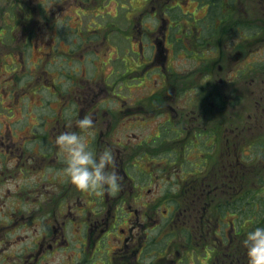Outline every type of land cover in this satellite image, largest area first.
<instances>
[{
    "label": "flooded vegetation",
    "instance_id": "flooded-vegetation-1",
    "mask_svg": "<svg viewBox=\"0 0 264 264\" xmlns=\"http://www.w3.org/2000/svg\"><path fill=\"white\" fill-rule=\"evenodd\" d=\"M173 2L178 8L195 3L192 11L185 8L193 18L161 19L162 34L158 24L138 28V65L123 77L139 83L136 96L147 93L133 105L109 84L103 83L99 93L105 96L98 99L90 84L64 89L58 74L32 68L29 83L16 90L28 102L40 103L31 105L30 119L22 124L18 111L23 99L15 96L7 72L0 74V89H12L9 114L0 120V174L2 167L13 185L5 190L6 198L14 191L22 201L20 206L15 200L19 204L12 203L5 213L0 207L9 227L17 228L1 237L2 263L48 264L59 256L65 264H180L191 254L201 257L200 264H248L242 242L248 231L264 226V217L255 222L248 214L240 221L234 204L245 197L250 206L254 185L253 175L246 176L248 165L239 159V143L249 150L260 146L257 155L264 152L258 145L264 131L248 135L245 130L264 126V0ZM150 3V14L165 4L170 7L168 0ZM216 10L219 15L209 19ZM182 27L184 34L175 35ZM50 54L41 52L36 63ZM178 55L179 62H195L192 69L172 66ZM43 82L50 84L46 90L53 98L29 94ZM229 85L224 99L246 102L242 130L231 125V116L222 119V104L227 103H222L221 90ZM113 113L108 124L105 118ZM85 116L93 120L89 130L78 127ZM147 127L153 134L140 132L142 139L135 143L134 130ZM113 128L121 132L116 144L109 141ZM65 131L84 135L97 152L112 150L115 163L109 170L119 173L122 185L117 194L81 192L66 178L56 144ZM138 148L147 152L137 155ZM141 165L146 166L145 178ZM1 203L7 205L5 197Z\"/></svg>",
    "mask_w": 264,
    "mask_h": 264
},
{
    "label": "rangeland",
    "instance_id": "rangeland-1",
    "mask_svg": "<svg viewBox=\"0 0 264 264\" xmlns=\"http://www.w3.org/2000/svg\"><path fill=\"white\" fill-rule=\"evenodd\" d=\"M168 1H170V6L174 4L173 0ZM195 5L192 2L189 10H192ZM164 6L166 4L157 7L155 13L152 12L150 14V10L153 7L150 0H0V74L6 71L7 73H5L4 77L10 76L9 80H13L15 96L18 99L21 96V91L16 89L22 83H29L27 80L30 72L29 68L36 66L34 63L37 62L36 59L39 53L43 51L50 52L49 49L52 48L53 51H56V54L52 55L50 59L46 58V61L43 58L37 67L44 68L52 76L56 77L58 74L57 79L64 89L68 88L66 85L69 84L85 83L86 87L90 84L97 94L96 97L102 99L105 93L100 94L99 92L102 91L103 83H106L111 85V88H114L115 93L128 99L133 105L136 98L145 97L147 92L142 90L136 96V87L139 86V83L132 80L128 75L123 77V74L125 71L129 72L136 69L138 65L136 60L139 56L134 53V51H138V28L143 29L144 26L154 28V24H158L157 31L162 34L164 28L160 20L178 18V9L169 12L164 9ZM185 8L187 7H184V11ZM148 12L149 15L147 14ZM171 12L174 13V18L170 16ZM140 13H142V16H140ZM153 14H156L155 18L151 17ZM213 14L214 17H217L219 10H216L215 13L210 11L209 19L213 17ZM197 16L199 15L197 14ZM139 18L143 19L138 27ZM188 24L189 22L186 25ZM175 27L176 25H171V28ZM178 30L179 28L174 32L175 35H177ZM183 33L184 30L179 34ZM142 42L146 43L145 37ZM70 51L74 52V54L70 55ZM111 51L112 56L110 57L108 53ZM194 51L196 54V50ZM178 58L179 55L173 60L172 66L179 70L182 68L190 70L195 65L193 61L192 63L188 61L179 62ZM75 71L76 73L74 74ZM68 72L71 74L68 75ZM110 73H112L111 76L105 79V76H109ZM4 77L0 78V82L3 81ZM227 82L228 80H225L224 84ZM232 85L238 86L241 91H245L244 85H236L233 82ZM47 87H51L49 83L40 84L37 89L31 90L29 94L40 96L43 98L42 100L51 99L53 96L46 90ZM228 87L230 88V85L225 86L221 90L222 103H227L226 107L222 104V119L225 121V117L231 116L230 120L233 121L231 125L237 127L238 130H242L243 126H245L244 120H247V110L246 107L243 109L242 104L246 102L235 104L233 97H230V102L225 100L224 98L228 94V91H226L229 89ZM11 90L7 87L0 89V103H2L0 105V120L5 119L9 114L1 109L9 107L8 100H11L9 96ZM39 103L28 102L27 99L19 103L24 105L22 110L18 111L23 120L22 124L30 119L27 116L31 113V105ZM27 105L29 107H26ZM236 112L238 115H235ZM114 114L106 116L105 120L108 124L115 119ZM21 123L20 125H22ZM231 125L228 123L225 126L231 128ZM261 125L263 124L259 123L257 129L250 128L247 130L245 128V130L248 135L252 133L259 135L264 131V126L260 127ZM118 126L119 124H117ZM0 130L4 131L2 126H0ZM140 132L143 135L153 134L150 127L142 130L138 128L134 130V134L138 136L135 143L142 139ZM112 133H114V136H110L109 141L111 144H116L118 142L117 139L121 140L120 128L111 129L110 135ZM257 140L254 141L256 142ZM259 144L264 147V139L258 141ZM238 146H242L239 159L245 165H248L246 176L253 175V183L258 180L261 181L256 188L257 191L259 190L256 194L264 195V152L257 155L256 152L260 150V146L250 150L247 145L242 143H239ZM138 150L139 153L137 155H140L143 151L147 152L146 148H138ZM58 155L61 156L62 154L58 153ZM140 167L143 169L142 177L145 178L144 169H146V166L143 167L141 165ZM1 169L3 174H0V200L5 197L7 205L1 203L0 207L5 213L8 206L12 203L19 204L20 202V206H22V201L17 198L18 194L14 191H9L10 200L6 198L7 191L5 192V190L13 185L9 182L8 173L4 172L2 167ZM146 198L150 197L146 196ZM250 199L252 200L251 204L249 203L250 206L245 203V198L238 199L235 202L234 207L240 217L239 219L242 221L249 214L255 219V222L261 221L264 217V202H261V198L257 199L255 196ZM32 208L33 206H31ZM250 210H252V213H249ZM46 224L47 222H45ZM45 225L40 226V232L45 230ZM15 226L9 227L7 218L0 214V228L2 229L0 230V240L6 234V231L17 230ZM16 233L19 237H22V230L16 231ZM207 259L208 257L204 259L206 263ZM203 262L201 257L199 260L196 255L191 256L190 254L180 264H200ZM0 264H5V262L2 263L0 261ZM48 264H65V262L59 256H55L48 260Z\"/></svg>",
    "mask_w": 264,
    "mask_h": 264
},
{
    "label": "clouds",
    "instance_id": "clouds-1",
    "mask_svg": "<svg viewBox=\"0 0 264 264\" xmlns=\"http://www.w3.org/2000/svg\"><path fill=\"white\" fill-rule=\"evenodd\" d=\"M93 120L85 116L78 121V127L89 130ZM56 144L62 151L65 162L63 172L66 178L81 192L95 195H115L121 190V177L115 170H109L115 163L110 148L97 152L84 135L76 131L61 132ZM248 264H264V226L255 227L246 233L243 240Z\"/></svg>",
    "mask_w": 264,
    "mask_h": 264
},
{
    "label": "trees",
    "instance_id": "trees-1",
    "mask_svg": "<svg viewBox=\"0 0 264 264\" xmlns=\"http://www.w3.org/2000/svg\"><path fill=\"white\" fill-rule=\"evenodd\" d=\"M259 183H260V181H259ZM251 193H254L252 196H255L257 199H260V198L263 199L264 198V195L263 194H256L257 192L255 190L254 191H251Z\"/></svg>",
    "mask_w": 264,
    "mask_h": 264
}]
</instances>
